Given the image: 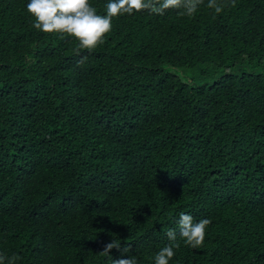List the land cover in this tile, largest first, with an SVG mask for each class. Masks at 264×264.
I'll use <instances>...</instances> for the list:
<instances>
[{"label":"trees","instance_id":"1","mask_svg":"<svg viewBox=\"0 0 264 264\" xmlns=\"http://www.w3.org/2000/svg\"><path fill=\"white\" fill-rule=\"evenodd\" d=\"M28 2L0 0V252L154 264L183 212L211 224L170 264H264V0L125 14L92 51Z\"/></svg>","mask_w":264,"mask_h":264},{"label":"clouds","instance_id":"2","mask_svg":"<svg viewBox=\"0 0 264 264\" xmlns=\"http://www.w3.org/2000/svg\"><path fill=\"white\" fill-rule=\"evenodd\" d=\"M204 0H108L106 14H98L90 0H29L27 11L33 17V28L45 34H56L61 38L70 36L78 41L79 49L92 51L105 42L106 34L113 27V19L122 15H132L147 11L150 14L163 15L168 9L182 10L181 16L194 17L198 6ZM235 7V0H207V7L215 14H221L226 7ZM87 57H82L84 63ZM177 228L169 229L166 236L169 244L161 248L155 255L154 264H170L183 243L193 249L203 246L211 220L201 218L195 220L190 214L180 213ZM178 230V231H177ZM179 237V239H178ZM121 241L114 238L105 244L99 253L110 256L112 249H121ZM127 252V247H123ZM18 255L7 257L0 252V264H17ZM112 264H139L135 256L113 259Z\"/></svg>","mask_w":264,"mask_h":264}]
</instances>
